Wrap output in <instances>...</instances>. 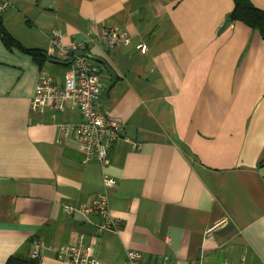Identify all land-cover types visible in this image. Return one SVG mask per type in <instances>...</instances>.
Returning <instances> with one entry per match:
<instances>
[{
	"label": "crops",
	"instance_id": "crops-1",
	"mask_svg": "<svg viewBox=\"0 0 264 264\" xmlns=\"http://www.w3.org/2000/svg\"><path fill=\"white\" fill-rule=\"evenodd\" d=\"M248 1L264 11V0ZM9 3L0 11V264L30 258L34 242L45 247L40 264H62L49 250L79 237L107 264H123L127 250L150 264H264V41L237 22L220 31L233 0ZM105 29L130 45L99 42ZM53 31L82 45L100 79L96 111L122 124L107 166L63 137L61 125L82 120L71 104L30 109L40 71L66 72ZM2 32L42 65L6 48ZM99 193L116 234L99 230L98 213L63 209Z\"/></svg>",
	"mask_w": 264,
	"mask_h": 264
},
{
	"label": "built area",
	"instance_id": "built-area-1",
	"mask_svg": "<svg viewBox=\"0 0 264 264\" xmlns=\"http://www.w3.org/2000/svg\"><path fill=\"white\" fill-rule=\"evenodd\" d=\"M9 7V0H0V11ZM50 38L51 47L56 50L58 55L57 61L66 67V72L62 78L53 79L44 69L40 71L31 98L30 109L38 114L64 113L67 105L71 104L79 111L82 120L77 123L61 125L63 137L69 140V137L73 136L74 148L82 152L86 162L94 160L100 166H107L110 163L108 155L111 147L123 138L122 124L108 120L96 111L101 92L100 79L96 69L82 52V45L79 43H73L70 46L62 44L59 31H53ZM98 41L107 43L111 48H127L130 45V38L127 34L117 29H105ZM139 49L145 50L144 47ZM103 184L106 189H111L115 187L116 181L106 177ZM63 209L68 214L77 212L84 217L98 213L102 220L99 230L114 234L118 231V222L110 215L108 196L105 193L97 194L88 204H80L77 207L65 205ZM224 221H221L220 224L225 223ZM218 225L209 228L207 232H211ZM43 249H45L43 244L34 242L30 258L40 264L41 254L45 251ZM53 249L49 251H54L56 258L62 264H107L92 256L90 247L83 243L82 237H79L76 245L59 246ZM123 264L150 263L145 262L139 251L127 250ZM159 264H169L168 257L163 258ZM222 264H226V262Z\"/></svg>",
	"mask_w": 264,
	"mask_h": 264
},
{
	"label": "trees",
	"instance_id": "trees-1",
	"mask_svg": "<svg viewBox=\"0 0 264 264\" xmlns=\"http://www.w3.org/2000/svg\"><path fill=\"white\" fill-rule=\"evenodd\" d=\"M233 9L226 18L228 23H240L251 31L258 33L264 41V11L256 8L248 0H233ZM2 42L8 49H20L32 55L39 66L44 62V56L34 51L22 49L7 33L2 32ZM5 264H38L31 258L20 260L16 257H10Z\"/></svg>",
	"mask_w": 264,
	"mask_h": 264
},
{
	"label": "water",
	"instance_id": "water-1",
	"mask_svg": "<svg viewBox=\"0 0 264 264\" xmlns=\"http://www.w3.org/2000/svg\"><path fill=\"white\" fill-rule=\"evenodd\" d=\"M226 23H227V22H224V24H223V25L221 26V28H220V31L223 30V29H225V27H226Z\"/></svg>",
	"mask_w": 264,
	"mask_h": 264
}]
</instances>
